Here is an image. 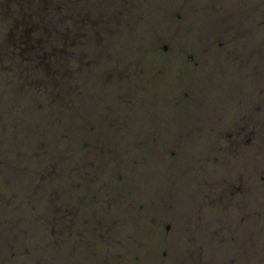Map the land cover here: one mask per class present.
Returning a JSON list of instances; mask_svg holds the SVG:
<instances>
[{
	"label": "rangeland",
	"instance_id": "374dc122",
	"mask_svg": "<svg viewBox=\"0 0 264 264\" xmlns=\"http://www.w3.org/2000/svg\"><path fill=\"white\" fill-rule=\"evenodd\" d=\"M219 5V0H135L133 5L126 4V0H86L85 8L94 16L102 11L110 18L112 29L106 37V49L99 55L105 62L110 59L126 69L123 89L130 94L129 103L114 98L95 104L91 90L101 88L94 80L98 67H94L95 64L71 79L76 83L84 81L85 95L89 97H84L82 110L77 97L70 109L61 103L51 104L47 96L43 104L38 103V89L24 85L28 80L21 74L20 66V70L13 66L12 72L0 71V194L4 196L0 197V264H41L37 260L40 257L45 264L174 263L175 255L171 251L175 248L169 249L173 242L168 239L169 222L159 218L177 216L182 208L180 200L177 207L169 197L171 179L182 166L179 159L171 161L166 157L170 148L175 147L171 144L179 142L180 138V142L195 138L178 127L184 108L191 109L192 103L201 110L213 106L223 108L225 103L223 114L236 119L242 113L238 120L243 121L244 128L247 126L244 133L245 130L258 131L264 122L261 119L264 117V22L259 19L255 27L258 32L254 40L258 45L254 52L256 59L246 60V53H253L240 44L232 45L234 52L220 54L225 46L218 42L214 47L211 44L220 25L227 28L224 21L216 22ZM170 8L186 14L187 22H173ZM243 14L241 39L244 42L248 38L251 42L252 35L244 34L252 27L245 19L246 13ZM1 33L5 35L6 30ZM89 34L91 39L86 47L95 56L93 50L96 53L98 48L94 47L91 30ZM160 37H168L173 44L174 53L169 60L162 55L171 52L163 48L157 50ZM184 50L195 53L201 60L200 65L196 59L182 65L179 53ZM154 77L159 81L165 78L170 89L162 91ZM173 79L176 85L188 88L193 95L191 101L180 100V87L171 91L175 89L171 86ZM238 102L243 107L240 112H237ZM210 118L215 119L217 115L211 113ZM111 119L136 123V127H129L136 132L111 135L107 126ZM86 120L89 132L81 140L87 139L90 144L84 154L91 160L89 174L93 178L87 181L86 177L87 186L83 190L78 181L82 160L78 130L81 121ZM157 120H171L169 130L162 127V138L155 136L159 132L153 129ZM95 121L102 122L99 135L102 140L105 138L103 151H98L93 141L95 134L89 129ZM97 156L99 168L94 165ZM249 156L244 154L247 161ZM51 159L58 162L63 176L49 189L61 193L62 188H67L69 191L63 199L73 204L76 216L69 236H64L58 245L38 249L43 232L39 218L33 217L29 198L37 205L50 208L49 190L46 186H37L33 175L47 169L46 164ZM239 162L235 160L236 165ZM12 173L17 176L15 184L3 178ZM220 173L222 180L232 185V176L224 168ZM214 177H211L212 182ZM258 196L264 204L261 189ZM261 220H254L251 225L257 227L264 243ZM66 225L69 228L65 222L64 227ZM33 243L38 244L37 248L24 251L25 254L19 251L14 256L11 251ZM260 257L261 263L264 255Z\"/></svg>",
	"mask_w": 264,
	"mask_h": 264
},
{
	"label": "flooded vegetation",
	"instance_id": "af4514ba",
	"mask_svg": "<svg viewBox=\"0 0 264 264\" xmlns=\"http://www.w3.org/2000/svg\"><path fill=\"white\" fill-rule=\"evenodd\" d=\"M127 2L131 5L135 4V0H126V4ZM219 3L220 10H218V14L220 15L216 17V22L218 21L220 24V21H224L227 28L220 25L211 44L214 47L218 42L220 46H225L220 54L232 53L235 50L232 45L237 46L240 44L246 46L249 53H253V55L246 53V60L249 57H251V60L256 59L254 52L258 45L254 40L258 37V32L255 27L258 25L257 21L259 19L264 22V0H219ZM170 12L173 22L179 24L187 22L185 20L186 14L183 15L174 8ZM243 12L246 13L247 23L253 28L250 31L246 30L244 34L252 35L251 42L248 38L244 39V42L241 39L243 34L240 26L244 22ZM179 18H182V20ZM228 18H230L229 21H227ZM157 42H159L157 50L163 48L164 51L171 52L162 55L165 60H169L172 53H174L173 44L168 37H160ZM179 54L181 55L179 61L182 65L187 60L190 62L194 59L200 65L201 60L198 59L195 53L184 50ZM238 60L243 62L242 59ZM108 69L109 75L114 80L108 84V88L102 87L98 90L95 104H97V101H111L114 98L129 103L130 94L128 90L123 89V81L126 80L127 76L126 69L114 61L107 67V72ZM98 78L99 83L103 86V77L99 75ZM154 79L158 81L162 91L170 89L165 78L161 77L160 81L157 77H154ZM171 86L175 87L171 90L172 92L181 88V99L179 98L181 101L192 100L193 95L184 85H176L173 79ZM223 104V108L213 106L201 110L196 109L192 103V108H184L181 118L177 121L178 127L183 133L195 136V138H187L186 140L191 141L182 142H180L182 139L180 138L179 142L171 144L175 147L170 148V154L166 157L171 161L179 159L182 166L175 177L171 179L172 188L169 190L171 192L169 197L173 199L170 200L172 204L178 207L179 200L182 202L181 211L177 216L166 215L159 218L169 222L167 224L168 239L173 241L169 249L174 250L175 248L174 251H171V254L175 255L172 264H264V259L260 263L261 254L264 255L260 246L262 245L264 250V243H261V235L257 227L251 225L254 220L259 219L260 203L257 199L250 200L242 194L244 177L251 174L256 175L259 172L258 148L249 150L245 146L257 139L259 130H245L244 133L247 126L244 128L243 121L238 120L239 116L241 118L242 113L240 115L238 113V118L232 119V115L223 114L224 108H226L225 103ZM239 104L238 102L237 112L243 110L242 105ZM211 113L216 114L217 118L211 119ZM261 119L264 121V117ZM170 121H155L153 129H157L159 132V135L156 134L155 136L162 138V127L165 131L169 130ZM107 123V126L111 129V135L121 136L136 132L129 129V127H136V123L132 124L116 119L108 120ZM260 125L264 126V122H261ZM89 129L95 134L93 141L98 151H103L105 149L103 146L105 138L102 140L99 135L102 122H93L90 124ZM79 132V149L82 153V160L78 181L80 183L79 187L84 190L88 179L93 178L89 174L91 160L84 154L90 149V144L87 139L81 140L82 136L89 132V130L87 131V120L81 121L78 134ZM231 137L234 140H231ZM244 154L250 155L248 161L244 158ZM122 160L125 162L124 158ZM235 160L241 161V163L239 162L236 165ZM94 165L99 168L98 156ZM223 168L228 175L232 176V185H228L227 182L222 180L223 175H221L220 170ZM118 171L120 170L118 169ZM213 176L215 177L212 182L211 177ZM233 176L237 178L234 179ZM251 188L254 192L255 188ZM236 189L240 190L241 195L239 193L234 194L238 191ZM63 191L66 195L69 190L63 188ZM70 208H73V204L63 199L61 211L67 212ZM65 227L67 228V225Z\"/></svg>",
	"mask_w": 264,
	"mask_h": 264
},
{
	"label": "trees",
	"instance_id": "16d2710c",
	"mask_svg": "<svg viewBox=\"0 0 264 264\" xmlns=\"http://www.w3.org/2000/svg\"><path fill=\"white\" fill-rule=\"evenodd\" d=\"M85 7L86 0H0V71L12 72L13 66L16 70H20V66L21 74L26 75L28 80L24 85L38 89V103L43 104L42 100L47 96L51 104L61 103L64 108L70 109L73 107L74 97H77L81 105L80 110L85 108L84 97L88 95H85L84 81L76 83L71 79L76 78L78 74H84L92 64H95L94 67L98 66L94 80L101 86L99 89L106 88L114 80L109 75V69L107 72V67L111 65L110 59L105 62L104 57L99 55V52L103 53L106 49V37L109 36L110 28L112 29L110 18L102 11L98 16L97 13L94 16ZM3 29L6 30L5 35L1 33ZM90 30L94 34V47L98 48L96 53L95 49L93 50L95 56H92L86 47L87 41L91 39ZM99 75L103 77V86L99 83ZM98 90H91V98L95 99ZM262 126L259 127L257 139L245 145L249 150L258 148L259 172L245 176L247 178H244L242 194L245 198L259 201V218L263 219L264 204H261L258 196L259 189L264 192ZM46 166L47 169L39 170L33 175V181L37 186H46L47 191L49 190L50 208L37 205L29 198L33 217L39 218L43 232L40 242L42 244L38 249H46L50 244L58 245L64 236H69L73 231L76 216V208H70L67 212L61 211L64 191L60 193L49 189L57 184L61 175L63 176V170L55 159H51ZM16 177V173H12L3 178L10 179L15 184ZM251 187L255 188L254 192ZM236 191L234 194L241 195L239 189ZM0 197L4 198L3 194H0ZM7 197L11 195L7 194ZM65 222L69 228L64 227ZM4 233L1 235L4 236ZM6 240L5 238L4 241ZM29 245L25 247L23 244L21 248L11 246V251L15 256L19 251L25 254L24 251H33L38 246L35 243ZM260 248L263 250L262 245ZM37 260L45 264L43 258Z\"/></svg>",
	"mask_w": 264,
	"mask_h": 264
}]
</instances>
